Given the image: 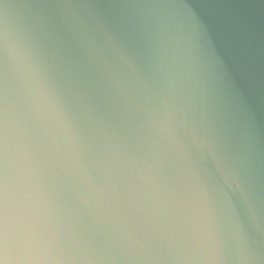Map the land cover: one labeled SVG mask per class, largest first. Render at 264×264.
<instances>
[{
	"label": "water",
	"instance_id": "95a60500",
	"mask_svg": "<svg viewBox=\"0 0 264 264\" xmlns=\"http://www.w3.org/2000/svg\"><path fill=\"white\" fill-rule=\"evenodd\" d=\"M0 264H264V0H0Z\"/></svg>",
	"mask_w": 264,
	"mask_h": 264
}]
</instances>
